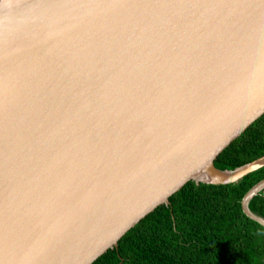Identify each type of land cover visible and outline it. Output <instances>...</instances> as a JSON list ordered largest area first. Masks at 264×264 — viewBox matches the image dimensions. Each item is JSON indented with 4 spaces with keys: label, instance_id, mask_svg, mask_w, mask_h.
<instances>
[{
    "label": "water",
    "instance_id": "95a60500",
    "mask_svg": "<svg viewBox=\"0 0 264 264\" xmlns=\"http://www.w3.org/2000/svg\"><path fill=\"white\" fill-rule=\"evenodd\" d=\"M6 1L0 264H94L188 182L264 167L215 166L264 115V0Z\"/></svg>",
    "mask_w": 264,
    "mask_h": 264
},
{
    "label": "trees",
    "instance_id": "16d2710c",
    "mask_svg": "<svg viewBox=\"0 0 264 264\" xmlns=\"http://www.w3.org/2000/svg\"><path fill=\"white\" fill-rule=\"evenodd\" d=\"M264 156V115L229 145L215 166L234 170ZM264 167L231 184L188 182L94 264H264V224L244 209ZM264 219V189L249 202Z\"/></svg>",
    "mask_w": 264,
    "mask_h": 264
},
{
    "label": "snow or ice",
    "instance_id": "6c2138e0",
    "mask_svg": "<svg viewBox=\"0 0 264 264\" xmlns=\"http://www.w3.org/2000/svg\"><path fill=\"white\" fill-rule=\"evenodd\" d=\"M43 7H49V8H61V7H68L69 5L63 4V3H49L42 5Z\"/></svg>",
    "mask_w": 264,
    "mask_h": 264
},
{
    "label": "bare ground",
    "instance_id": "6f19581e",
    "mask_svg": "<svg viewBox=\"0 0 264 264\" xmlns=\"http://www.w3.org/2000/svg\"><path fill=\"white\" fill-rule=\"evenodd\" d=\"M0 2H3L4 4L7 2L6 0H0ZM35 139V138H34ZM33 142V141H32ZM17 163H19V162H17ZM17 163H14V164H17ZM14 164H12V165H14ZM18 201H16L15 203H17Z\"/></svg>",
    "mask_w": 264,
    "mask_h": 264
}]
</instances>
